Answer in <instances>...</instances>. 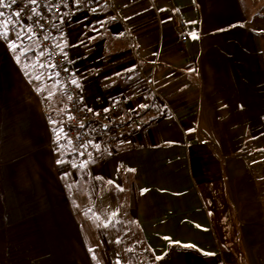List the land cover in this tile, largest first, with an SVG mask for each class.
Here are the masks:
<instances>
[{
    "label": "crops",
    "instance_id": "crops-1",
    "mask_svg": "<svg viewBox=\"0 0 264 264\" xmlns=\"http://www.w3.org/2000/svg\"><path fill=\"white\" fill-rule=\"evenodd\" d=\"M252 1L77 0L57 43L84 103L127 98L115 151L88 165L64 155L54 125L67 100L34 44L0 36V264H97L91 216L74 208L89 176L101 195L110 181L132 187L154 264H264V10L253 23ZM219 184L239 250L225 234L220 246L209 207ZM216 208L224 231L225 207Z\"/></svg>",
    "mask_w": 264,
    "mask_h": 264
},
{
    "label": "built area",
    "instance_id": "built-area-1",
    "mask_svg": "<svg viewBox=\"0 0 264 264\" xmlns=\"http://www.w3.org/2000/svg\"><path fill=\"white\" fill-rule=\"evenodd\" d=\"M76 1L37 0L32 4L30 0H16L15 3L4 0L10 6L0 7V12L4 14L0 16V21L7 22L6 27H0V33L14 35L16 31L34 44L35 55L47 65L48 74L60 85L67 100L62 123L54 125L58 129L59 140L76 154L80 164L88 165L115 151L123 128L118 125L117 117L123 111L127 98L124 95L111 96L98 109H91L84 103L68 59L57 43L58 24L65 12L75 8ZM88 1L89 6L108 4V0ZM173 14L180 42L185 44L188 40L185 22L180 10L174 9ZM147 91H155L152 82L147 84Z\"/></svg>",
    "mask_w": 264,
    "mask_h": 264
},
{
    "label": "rangeland",
    "instance_id": "rangeland-1",
    "mask_svg": "<svg viewBox=\"0 0 264 264\" xmlns=\"http://www.w3.org/2000/svg\"><path fill=\"white\" fill-rule=\"evenodd\" d=\"M263 4L264 0H253L250 6L249 19L255 24L259 23L263 16ZM62 145L69 151L66 144L62 143ZM260 158L264 161V152ZM87 171V174L90 175V171L88 169ZM118 186L110 181L106 186L107 194L101 195L102 187L105 186L99 184L98 181H93L90 176L86 184H76L75 192L80 198H76L77 204H74V208L78 213L81 211L83 213L85 210L91 216V218L87 219V223L88 227L93 230L90 237V244L94 247V251H96L93 253L95 262L97 264H129L128 254L131 252L135 254L138 264H154L155 260L144 246L136 223L131 215V207L133 206L131 202L133 200L132 196L134 195L133 189L131 186L125 184L123 187L119 186L118 188ZM223 186V184H219L212 191L211 203H215L216 206L214 204L210 206L209 204L210 210L213 213H211V216L220 239L222 241L223 239H230L234 250L236 248L239 250L237 223L235 222L232 208L226 204ZM207 197L206 201L209 203ZM220 206L225 207V211L221 209V213H223L221 215L224 221V231H222V226H217V223H220V221L215 216L216 207L219 208ZM224 234L225 238L222 239ZM223 245L224 241L221 242L220 246L223 247ZM238 254H236L235 258L237 260L239 258ZM111 257L116 258L114 262L110 259Z\"/></svg>",
    "mask_w": 264,
    "mask_h": 264
},
{
    "label": "trees",
    "instance_id": "trees-1",
    "mask_svg": "<svg viewBox=\"0 0 264 264\" xmlns=\"http://www.w3.org/2000/svg\"><path fill=\"white\" fill-rule=\"evenodd\" d=\"M24 55H26L27 57L29 56V58L32 60V62H33V65H34V60L32 59L33 58V56H34V54L32 53V52H27V53H25ZM119 125V124H118ZM144 127H146V126H148L147 124H144L143 125ZM57 139L59 140V138H58V134H57ZM60 141V140H59ZM64 144V143H63ZM63 150H65V156H67V157H70L72 154H69V152H68V150H67V148L64 146V148H63ZM74 156V155H73ZM183 247H186V246H183ZM188 248H191V247H188ZM192 250H193V248H191ZM168 254V252H166V254L165 255H167ZM128 256H129V264H138V261H137V258L135 257V254L134 253H129L128 254Z\"/></svg>",
    "mask_w": 264,
    "mask_h": 264
},
{
    "label": "snow or ice",
    "instance_id": "snow-or-ice-1",
    "mask_svg": "<svg viewBox=\"0 0 264 264\" xmlns=\"http://www.w3.org/2000/svg\"><path fill=\"white\" fill-rule=\"evenodd\" d=\"M11 2L15 3L16 0H11ZM36 2H37V0H30V3H32V4H35ZM8 6H10V5H6L4 3V0H0V7H8ZM33 11H35V10H33ZM3 15H4L3 12H0V16H3ZM16 15H19V13H16ZM6 26H7V22L6 21H0V27H6ZM0 36H3V37L6 38L7 32L0 33ZM193 38H195L194 35H193ZM13 47H15V45H13ZM37 79H39V77H37ZM73 83H75V81H73ZM113 215H115V214H113Z\"/></svg>",
    "mask_w": 264,
    "mask_h": 264
}]
</instances>
